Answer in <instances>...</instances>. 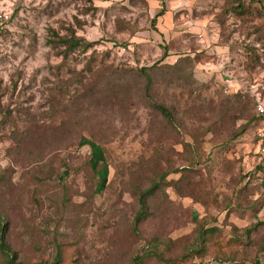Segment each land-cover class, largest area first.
Segmentation results:
<instances>
[{
	"label": "rangeland",
	"instance_id": "374dc122",
	"mask_svg": "<svg viewBox=\"0 0 264 264\" xmlns=\"http://www.w3.org/2000/svg\"><path fill=\"white\" fill-rule=\"evenodd\" d=\"M223 1L201 4L210 12L204 40L185 33L183 53L197 55L196 84L185 80L188 67L181 86L163 70L154 77L152 94L175 111L184 148L179 134L162 130L143 101L142 81L127 72L168 50L164 64L182 54V36H162L158 45L148 38L145 0H0V213L17 264H132L152 239L162 243V257L142 264H264L257 125L250 121L240 132L246 120L231 110L219 115L220 99L235 91L214 75L217 47L231 48L226 68L240 74L244 46L261 50L264 0L245 1L252 12L245 25L231 17L220 22ZM69 28L93 45L64 57L53 34ZM249 50L253 63L257 53ZM245 80L264 82V70H246ZM160 140L169 164L152 154ZM170 166L182 168L166 176L177 189L166 186V198L134 229L130 184H148ZM201 226L214 229L202 250Z\"/></svg>",
	"mask_w": 264,
	"mask_h": 264
},
{
	"label": "trees",
	"instance_id": "16d2710c",
	"mask_svg": "<svg viewBox=\"0 0 264 264\" xmlns=\"http://www.w3.org/2000/svg\"><path fill=\"white\" fill-rule=\"evenodd\" d=\"M246 0H224L219 12V16L222 18L220 22H224L225 18L231 17L234 20H237L241 25H245V21H247V17H252V12L247 6ZM164 8L162 5V9L155 16H159L163 13ZM155 18H151V27L154 25ZM54 42L53 46L59 49V53L64 57L74 53L75 51L84 52L89 47L93 45L92 42H87L85 38L76 34V31L72 28H69L65 34L54 33ZM258 42L254 45L258 47ZM251 45L244 46L242 49V61L241 65L244 71L249 72H260L264 70V45H261V50L254 49L250 47ZM249 48H251L254 52L257 53V61L252 62L251 53ZM167 53L163 52L160 58L149 66H135L127 70L128 74L131 78L139 79L142 81V97L145 105L149 107L154 113H156L160 121L162 122L163 129L162 130H171L174 131L177 135L179 134L178 143L183 146L188 147V142L182 139L181 133H179L180 127L179 120L177 119L176 113L173 110L172 106L164 103L163 101L157 100L152 94V88L154 84V77L158 71H164L168 76V81L170 83H178L182 81V73L186 71V67L189 69V75L185 79L187 83L192 85L196 84L193 78V69L198 63L196 59V54H180L178 58L175 60L174 64H164V59L166 58ZM257 68V70L255 69ZM261 69V70H260ZM194 79V80H193ZM182 84H179L181 86ZM251 107L254 111V103L252 98L248 97L245 93L242 92H233L231 93L230 98L220 99L219 104H217V110L219 115L224 114L226 111H233L236 115L246 120L245 124L241 127L240 132L244 131L248 122L253 121L257 126L259 124V118L256 114L250 115ZM255 113V112H254ZM163 132V131H162ZM82 144V141H80ZM153 156L154 158L158 155L157 160L163 164H169L166 160L162 158V153H166L167 147L166 144L160 142H156L153 145ZM103 153V152H102ZM104 158V157H103ZM104 161V159H103ZM105 162V161H104ZM105 166L106 162L104 163ZM90 166V165H89ZM92 166V165H91ZM168 170L162 172H154L153 176L150 177L148 184H143L142 182L131 183L130 184V194L136 204V211L133 216V228L136 229L139 224L144 221L151 213H153L156 209V201L161 202L166 198L164 188L169 185H173L172 182L166 181V176L168 173L172 171L182 170V168H167ZM257 169H261V166H257ZM106 178L104 176L99 177L97 181V190L102 191L105 185ZM5 174L3 171H0V185L5 182ZM175 189L176 186L173 185ZM255 228L252 227V230ZM8 229V223L6 222L4 216L0 213V257L6 264H17L16 261V253L11 249L7 239L6 232ZM249 229H245L244 233L246 237H249V234L252 232ZM213 228H203L202 226L198 229V235L196 239L197 248L203 249V245L207 240V236L210 233H213ZM248 241V240H247ZM162 243L158 242L157 239H152L148 241L147 251H143L140 253L135 252L133 257L131 258L132 264H142L144 258L149 256L158 255L160 258L162 257V251H158L157 248Z\"/></svg>",
	"mask_w": 264,
	"mask_h": 264
},
{
	"label": "crops",
	"instance_id": "0c3cea01",
	"mask_svg": "<svg viewBox=\"0 0 264 264\" xmlns=\"http://www.w3.org/2000/svg\"><path fill=\"white\" fill-rule=\"evenodd\" d=\"M150 10L152 11L151 18H155L154 25L147 30V33L151 34L152 36H148L155 42L157 45L160 43V38L171 40L176 35L182 36V55L186 54L183 53L186 48L185 43V33L186 32H203L204 30H208L209 26L207 25L206 17L209 15L210 12L208 10L203 11L201 8V4L204 0H145ZM162 5L164 11L161 15L155 17L160 10L162 9ZM193 15H192V12ZM194 14H197L196 16ZM206 14V15H205ZM200 47V46H199ZM203 46L202 48H204ZM216 47V46H215ZM218 54L217 60L214 64V75L215 78L220 80L223 85H225V80L220 78L217 73V62H221L223 67L226 68V64L230 61L229 54L231 53V48L228 45L217 47ZM201 49V48H200ZM196 50V49H195ZM196 51H199L198 49ZM167 56L166 58L170 57V51H166ZM205 53V52H204ZM192 53L190 55H193ZM179 56V55H178ZM239 56V55H238ZM241 57V56H239ZM234 61V60H233ZM232 61V63H234ZM234 67V68H233ZM229 71L235 72L236 74L240 75L238 71H235V66L231 65V68H226ZM243 73V72H242ZM235 91V90H234Z\"/></svg>",
	"mask_w": 264,
	"mask_h": 264
},
{
	"label": "built area",
	"instance_id": "2783aa9c",
	"mask_svg": "<svg viewBox=\"0 0 264 264\" xmlns=\"http://www.w3.org/2000/svg\"><path fill=\"white\" fill-rule=\"evenodd\" d=\"M207 30L199 32L198 38L204 40ZM217 73L220 78L225 80L228 87H233L235 92L242 90L249 93L254 103V112L259 118V124L256 127L255 138L257 153L260 157L264 158V82L256 81L253 84L247 86L245 80L246 71H243L240 75L235 72L229 71L223 67L221 62H217Z\"/></svg>",
	"mask_w": 264,
	"mask_h": 264
}]
</instances>
